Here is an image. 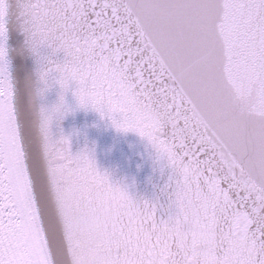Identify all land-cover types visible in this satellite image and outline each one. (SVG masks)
<instances>
[{
	"label": "water",
	"instance_id": "water-1",
	"mask_svg": "<svg viewBox=\"0 0 264 264\" xmlns=\"http://www.w3.org/2000/svg\"><path fill=\"white\" fill-rule=\"evenodd\" d=\"M0 63L48 264H264V0H0Z\"/></svg>",
	"mask_w": 264,
	"mask_h": 264
},
{
	"label": "rangeland",
	"instance_id": "rangeland-1",
	"mask_svg": "<svg viewBox=\"0 0 264 264\" xmlns=\"http://www.w3.org/2000/svg\"><path fill=\"white\" fill-rule=\"evenodd\" d=\"M0 134L2 145L5 148L9 181L14 208L18 213L23 228L37 264H48L44 249L35 223L23 174L21 171L12 123L7 103L4 81L0 63Z\"/></svg>",
	"mask_w": 264,
	"mask_h": 264
},
{
	"label": "trees",
	"instance_id": "trees-1",
	"mask_svg": "<svg viewBox=\"0 0 264 264\" xmlns=\"http://www.w3.org/2000/svg\"><path fill=\"white\" fill-rule=\"evenodd\" d=\"M1 136V134H0ZM0 264H37L14 208L5 148L0 137Z\"/></svg>",
	"mask_w": 264,
	"mask_h": 264
},
{
	"label": "bare ground",
	"instance_id": "bare-ground-1",
	"mask_svg": "<svg viewBox=\"0 0 264 264\" xmlns=\"http://www.w3.org/2000/svg\"><path fill=\"white\" fill-rule=\"evenodd\" d=\"M12 129H13V127H12ZM13 134H14V131H13ZM14 140H15V138H14ZM15 144H16V142H15ZM17 149V148H16ZM19 158V157H18ZM19 163H20V160H19ZM20 167H21V163H20ZM21 171H22V167H21ZM22 174H23V171H22ZM23 178H24V176H23ZM24 182H25V180H24ZM25 186H26V184H25ZM27 189V188H26Z\"/></svg>",
	"mask_w": 264,
	"mask_h": 264
}]
</instances>
